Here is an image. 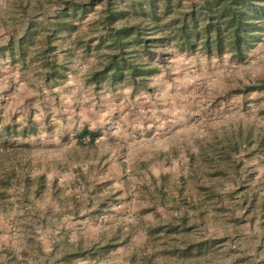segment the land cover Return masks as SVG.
<instances>
[{"label":"rangeland","instance_id":"obj_1","mask_svg":"<svg viewBox=\"0 0 264 264\" xmlns=\"http://www.w3.org/2000/svg\"><path fill=\"white\" fill-rule=\"evenodd\" d=\"M62 1L0 0V129L11 127L0 139V264H146L152 251L221 237L152 264H264V91L232 93L264 78V37L241 62L169 45L145 86L93 82L105 49L75 42L92 36L97 5L54 44L67 69L46 79L40 51ZM29 26L26 53L6 50ZM83 126L100 131L92 146L77 143ZM181 216L191 232L148 234Z\"/></svg>","mask_w":264,"mask_h":264},{"label":"trees","instance_id":"obj_2","mask_svg":"<svg viewBox=\"0 0 264 264\" xmlns=\"http://www.w3.org/2000/svg\"><path fill=\"white\" fill-rule=\"evenodd\" d=\"M97 5L100 9L91 22L92 36L88 39L77 37L75 42L76 48L82 47L86 51L91 50L94 41H97L95 48L105 49V62L90 74L93 82L127 80L133 89L145 86L147 77L158 71L153 61L169 45L188 54L196 51L216 56L229 54L241 62L264 37V0H63L49 16L44 48L40 51L46 79H58L67 69V64L51 55L56 48L54 44L64 37L70 39L78 23ZM33 29L29 26L21 37H11L5 49L13 51V46L17 45L23 56L28 42L33 39ZM261 91H264V78L237 87L232 93L244 95ZM10 129L8 126L1 128L0 139H5ZM99 136V130L83 126L77 133V143L92 146ZM192 228L188 219L181 216L178 223L150 228L148 234L189 233ZM223 241L224 237L202 238L185 242L183 246L152 251L142 257L146 264H152L161 254L183 258L199 256ZM86 253L88 250L71 256Z\"/></svg>","mask_w":264,"mask_h":264}]
</instances>
